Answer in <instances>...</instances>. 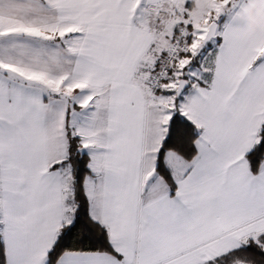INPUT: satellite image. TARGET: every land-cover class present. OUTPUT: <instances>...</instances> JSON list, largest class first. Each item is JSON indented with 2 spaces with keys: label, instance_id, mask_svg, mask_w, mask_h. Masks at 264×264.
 <instances>
[{
  "label": "snow or ice",
  "instance_id": "snow-or-ice-1",
  "mask_svg": "<svg viewBox=\"0 0 264 264\" xmlns=\"http://www.w3.org/2000/svg\"><path fill=\"white\" fill-rule=\"evenodd\" d=\"M0 264H264V0H0Z\"/></svg>",
  "mask_w": 264,
  "mask_h": 264
}]
</instances>
